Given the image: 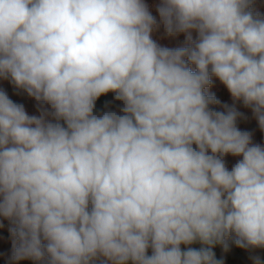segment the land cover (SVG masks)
Listing matches in <instances>:
<instances>
[{
  "label": "clouds",
  "instance_id": "obj_1",
  "mask_svg": "<svg viewBox=\"0 0 264 264\" xmlns=\"http://www.w3.org/2000/svg\"><path fill=\"white\" fill-rule=\"evenodd\" d=\"M253 4L160 0L167 34H186L173 48L153 38L146 0H0L11 264H224L213 249L233 235L264 249V144L212 90L218 81L264 131V15Z\"/></svg>",
  "mask_w": 264,
  "mask_h": 264
},
{
  "label": "rangeland",
  "instance_id": "obj_2",
  "mask_svg": "<svg viewBox=\"0 0 264 264\" xmlns=\"http://www.w3.org/2000/svg\"><path fill=\"white\" fill-rule=\"evenodd\" d=\"M146 2L149 4L152 14L156 16V19L158 21V27L153 31V38L164 46L173 48L185 46V33H179L173 36H169L165 31L163 24L159 22L160 18L158 16V13L156 12V5L160 2V0H146ZM253 10L255 12H259L261 15H264V0H254ZM192 35L193 38L196 37L195 32H193ZM5 86L8 88V93L14 101L23 103L29 114L38 115L34 100L27 97L26 94H17V91L11 86ZM212 90L217 92L218 96H220L222 99L228 101L230 105H234L236 109L243 114L238 119V127L241 130H247L252 132L254 142L264 144V131H261V129L259 128L258 121L252 113L251 108L245 107L242 101L231 100L226 90L223 88L222 85L219 84L218 81H216L215 86ZM103 99L112 100V96L111 94H109L108 97H104L102 98V100ZM120 105L121 102L112 100V103L109 105V107L112 110L119 111ZM98 107H100L99 102ZM215 107L220 108L222 110L221 105H217ZM236 159L237 158L231 156H228L226 158L229 169L236 162ZM0 224L3 225L2 227H0V264H11L10 257L12 254L13 239L8 231L11 225L8 220L2 217H0ZM234 239V235L228 239L229 248L227 251H225L220 245L215 246V248L213 249L216 253V257L218 259L223 260L224 264H253L251 257L254 255H259L261 259L264 260V249H242L234 244ZM192 247L199 248L201 247V245L197 243L192 245ZM17 264H36V262L30 259H26L17 262ZM96 264H99V262H96Z\"/></svg>",
  "mask_w": 264,
  "mask_h": 264
}]
</instances>
